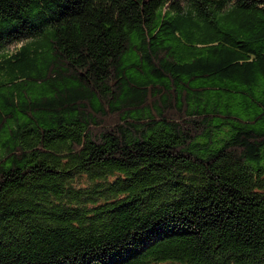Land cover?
<instances>
[{
	"label": "trees",
	"instance_id": "1",
	"mask_svg": "<svg viewBox=\"0 0 264 264\" xmlns=\"http://www.w3.org/2000/svg\"><path fill=\"white\" fill-rule=\"evenodd\" d=\"M0 264H264V0H0Z\"/></svg>",
	"mask_w": 264,
	"mask_h": 264
},
{
	"label": "clouds",
	"instance_id": "2",
	"mask_svg": "<svg viewBox=\"0 0 264 264\" xmlns=\"http://www.w3.org/2000/svg\"><path fill=\"white\" fill-rule=\"evenodd\" d=\"M24 46V38H20V39H17L15 41H11L9 42V44L6 46L7 49H9V58L11 57L12 55V51L11 50H15V52H19Z\"/></svg>",
	"mask_w": 264,
	"mask_h": 264
}]
</instances>
